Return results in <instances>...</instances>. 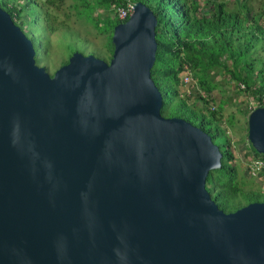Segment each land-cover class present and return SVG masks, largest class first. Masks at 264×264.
<instances>
[{"label": "water", "instance_id": "obj_1", "mask_svg": "<svg viewBox=\"0 0 264 264\" xmlns=\"http://www.w3.org/2000/svg\"><path fill=\"white\" fill-rule=\"evenodd\" d=\"M158 25L136 3L110 62L52 76L0 4V264H264V202L222 211L221 147L163 115ZM249 131L264 155V105Z\"/></svg>", "mask_w": 264, "mask_h": 264}, {"label": "trees", "instance_id": "obj_2", "mask_svg": "<svg viewBox=\"0 0 264 264\" xmlns=\"http://www.w3.org/2000/svg\"><path fill=\"white\" fill-rule=\"evenodd\" d=\"M66 1L0 0L1 6L33 44L37 64H43L44 57L51 54L53 38L61 31L54 21L59 22V4ZM71 1V10L98 35L107 38L111 58L114 30L128 22H121L114 16L118 8L129 2L143 3L151 8L159 21V49L153 78L165 97L163 115L185 119L211 135L215 142L226 118L223 111L226 101L221 100V110L209 107L214 101L211 95L220 88V76L230 77L239 93L264 105V16L260 12L254 15L249 0H240L238 10H232L228 2L221 0H208L207 3L201 0ZM66 26L62 24V30L69 31ZM185 71L191 74L195 84L190 96L196 99L193 106L182 92ZM240 85H244V89ZM229 123L234 125V118ZM212 124L218 128L216 131ZM220 147L224 153L223 168L211 171L206 185L216 204L226 214H232L249 204L264 202V192L245 191L240 185V172L228 137L226 145ZM251 148L254 157L264 159L252 144Z\"/></svg>", "mask_w": 264, "mask_h": 264}, {"label": "rangeland", "instance_id": "obj_3", "mask_svg": "<svg viewBox=\"0 0 264 264\" xmlns=\"http://www.w3.org/2000/svg\"><path fill=\"white\" fill-rule=\"evenodd\" d=\"M202 3H207L208 0H201ZM211 1V0H209ZM229 3L232 10H238L240 0H221ZM250 5L253 8L254 15L260 12L264 16V0H249ZM71 0L61 2L59 4V22L54 21L56 28L61 31L53 38V45L50 56L44 57V63L38 64L40 67H44L47 72L54 75L59 69L67 64L77 52H80L86 56L94 55L99 59L105 61V59H112L108 52L107 38L98 35V32L85 20H81L74 10H71ZM103 12H100L102 14ZM264 21V20H263ZM68 25L69 31L62 30L61 25ZM220 88L216 90L211 98L209 107L213 110V106L216 110H219L221 100L226 101L225 104V116L226 118L221 123V133L218 134V138L215 139V144L219 146L226 145L227 137L229 143L235 154V164L240 172V185L245 191H262L264 192V176L260 173L249 172L250 159L254 158L255 154L251 148V142L249 139V122L252 109H257L260 103L250 98L245 93H239V90L230 77L220 76ZM191 89V87H190ZM193 89V88H192ZM188 87L182 85V92L186 94L184 98L190 105H194L196 99L187 95ZM203 94V93H202ZM210 99V97H209ZM172 104L168 107H170ZM221 110V107H220ZM206 112V109H205ZM207 113V112H206ZM166 118H170L166 113ZM234 118V125L230 124V120ZM213 129L216 131V125L212 124ZM226 131V134L225 132ZM241 182L243 184H241Z\"/></svg>", "mask_w": 264, "mask_h": 264}, {"label": "built area", "instance_id": "obj_4", "mask_svg": "<svg viewBox=\"0 0 264 264\" xmlns=\"http://www.w3.org/2000/svg\"><path fill=\"white\" fill-rule=\"evenodd\" d=\"M132 12H133V6L129 5L128 10H120L119 11V18L121 20H125V19H127V17L129 15L132 14ZM182 77H183L184 83L188 87L187 95L191 96V90L195 86L193 77L191 76V74L188 71H185V73L182 75ZM240 86H241V89H244V85H240ZM190 87H191V89H190ZM213 109H214V107H213ZM257 109H258V107H257ZM255 110H256V107H255V109H252V112ZM250 161H251V163H250L249 168H248L249 172L250 173H252V171L257 172V173H260L264 176V161H262L259 157H254V158L250 159ZM251 169H252V171H251Z\"/></svg>", "mask_w": 264, "mask_h": 264}, {"label": "bare ground", "instance_id": "obj_5", "mask_svg": "<svg viewBox=\"0 0 264 264\" xmlns=\"http://www.w3.org/2000/svg\"><path fill=\"white\" fill-rule=\"evenodd\" d=\"M129 5H132V6H133V12H132V14L129 15V16L127 17V19H125V20H121V19L119 18V11H120V10H128ZM134 11H135V3H134V2H129V3L127 4V6L118 8V10L116 11V13H115L114 16H116V18H118V20L121 21V22H127V21H129L130 18L133 16ZM158 22H159V21H158ZM157 56H158V55H157ZM181 84H182V85H186V84L184 83V81H183V77H182V82H181ZM259 154H260V153H259ZM261 155H262V154H261ZM259 158H260V157H259ZM260 159H261L262 161H264V159H262V158H260Z\"/></svg>", "mask_w": 264, "mask_h": 264}]
</instances>
